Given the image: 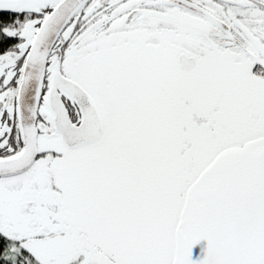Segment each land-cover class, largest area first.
Here are the masks:
<instances>
[{"label": "snow or ice", "instance_id": "snow-or-ice-1", "mask_svg": "<svg viewBox=\"0 0 264 264\" xmlns=\"http://www.w3.org/2000/svg\"><path fill=\"white\" fill-rule=\"evenodd\" d=\"M0 264H264V0H0Z\"/></svg>", "mask_w": 264, "mask_h": 264}]
</instances>
